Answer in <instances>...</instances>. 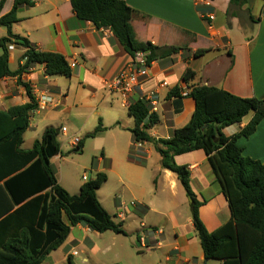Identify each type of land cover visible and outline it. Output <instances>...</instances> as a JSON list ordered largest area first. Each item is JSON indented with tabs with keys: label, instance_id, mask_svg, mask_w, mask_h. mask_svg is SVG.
Here are the masks:
<instances>
[{
	"label": "crops",
	"instance_id": "0c3cea01",
	"mask_svg": "<svg viewBox=\"0 0 264 264\" xmlns=\"http://www.w3.org/2000/svg\"><path fill=\"white\" fill-rule=\"evenodd\" d=\"M122 1L133 10L130 19L138 40L151 42L159 47H180L178 53L165 58L159 56L152 62L149 79L142 87V94L158 92L159 118L148 130L153 140L170 139L174 132L185 126L193 116L195 102L189 96L182 97V109L175 113L173 100L168 98V94L176 87L189 93L190 87L207 85L226 90L237 97L264 100V0H247L243 5L239 4L240 1L230 3L231 0ZM13 5L14 0H5L1 16L8 14ZM203 13L213 15L214 21L210 22L208 18H204ZM18 17L20 19L16 24H19L23 33L18 32L15 24V34L29 40L38 50L63 55L69 65L76 63L74 68H70V78L46 77L43 64L31 67L22 75V82L28 84L32 90L39 87L54 97L58 106L52 108V111L56 112L62 108L61 113L78 120L82 117L87 119L102 115L100 108L113 104L114 101L120 105L118 99L106 89L105 82L116 78L131 63L133 57L124 50L111 31L97 30L91 22L79 20L73 12L70 0H33L32 7L19 8ZM210 24L211 29L208 27ZM14 46L13 50L8 51L10 66L14 62L13 52L16 49L21 52L19 66L24 65L25 62L21 61V58L25 49L18 44ZM197 50H204V53L195 57ZM188 69L192 70L195 76L189 83H185L183 74ZM164 82L168 83V87H161ZM25 90L16 78L2 79L0 110L28 103L29 98ZM140 94L136 93L134 100L137 101ZM83 112L87 113V117ZM252 118L253 113L241 123L225 127L224 135L230 138L236 136ZM131 129L128 148L135 150L133 157L137 167L133 166L131 169L135 174V182L143 174V168L155 158L158 164L157 186L161 187V192L180 189L181 183L176 174L161 168V157L154 143H144L142 147L136 148ZM237 145L243 148L245 156L264 162V120L259 123L254 134L240 137ZM175 161L190 171L191 190L195 199L203 203L199 207V217L209 232H215L230 220L231 210L206 153L196 150L180 154L175 156ZM192 203L193 200L190 201L191 213ZM137 204L130 210L133 209L143 217L150 212H158L146 200L141 199ZM172 204L178 207L177 203ZM158 213L165 222L160 228L154 226L152 230L145 231L148 248L153 245H156L157 250L168 248L165 259L167 264L212 263L213 260L206 261L203 249H198L200 242L198 236L193 235L196 231L192 217L187 218L186 224L182 225L174 211L170 210L167 214L160 211ZM141 226L146 228L143 223ZM81 227L83 225L72 227L71 233L74 228ZM85 231L89 232L90 229ZM96 233V236L101 238L103 233ZM158 238L161 241H158ZM83 240L82 238L81 242ZM65 243L47 256L43 264H63L65 261L68 263L69 256H72L73 262L74 257L78 255H72L76 251L75 247L67 251L62 258L55 255L64 248ZM92 249L99 251L96 242L93 243ZM217 263L222 264L220 260Z\"/></svg>",
	"mask_w": 264,
	"mask_h": 264
},
{
	"label": "trees",
	"instance_id": "16d2710c",
	"mask_svg": "<svg viewBox=\"0 0 264 264\" xmlns=\"http://www.w3.org/2000/svg\"><path fill=\"white\" fill-rule=\"evenodd\" d=\"M240 1L243 5L247 0ZM5 0L0 1V28L7 37L0 41V81L16 78L24 87L29 102L0 110V264H43L47 256L67 240L72 227L86 226L99 233L125 234L122 223H116L101 205L97 191L107 180L104 173L80 186L71 195L60 185L51 162L61 152L57 138L59 129L49 127L42 140H36L29 150L21 148L23 137L30 127L29 114L36 109L32 88L22 82V75L37 64L45 66V76L70 78L72 70L67 59L59 53L38 50L29 40L13 32L19 22V8L33 6V0H14L12 10L1 16ZM73 12L81 21H89L97 30H109L134 57L149 52L148 61L159 56L169 57L180 47H159L138 40L130 19L133 10L122 0H70ZM25 49L21 58L25 64L10 69L7 44ZM204 50H197L199 57ZM195 74L188 69L185 83ZM187 96L195 102V111L185 126L178 128L167 140H153L148 134L158 114H150L148 106L135 101L128 109L134 119L131 129L135 143H154L161 157V168L176 174L186 195L192 198V221L206 261L220 260L222 264H264V162L245 156L239 147L240 137H249L264 120V100L241 98L231 92L207 85L190 87ZM183 88H174L168 98L174 111L182 109ZM253 118L239 134L230 138L223 129L239 124L249 114ZM144 124V125H143ZM103 130L101 123L94 136ZM83 141L74 150H80ZM133 150V149H132ZM203 150L226 197L231 218L215 232H209L199 217L203 204L195 199L190 183V171L176 163L175 156ZM134 153V152H133ZM68 257V264H74Z\"/></svg>",
	"mask_w": 264,
	"mask_h": 264
},
{
	"label": "rangeland",
	"instance_id": "374dc122",
	"mask_svg": "<svg viewBox=\"0 0 264 264\" xmlns=\"http://www.w3.org/2000/svg\"><path fill=\"white\" fill-rule=\"evenodd\" d=\"M19 15L23 19L22 14ZM14 27H17L20 34L23 33L20 31L19 24ZM7 35V30L0 28V41ZM1 53L0 49V55ZM20 54L19 49L13 52L14 62L10 66L11 70L19 66ZM61 109L56 112L51 109L41 110L34 114L30 127L23 137L21 148L31 149L36 140H42L47 128L59 129L57 140L60 143L61 152L58 157L52 159L51 165L60 185L69 194L77 195L80 186L84 183L94 181L98 173L106 174L107 180L98 189L97 197L113 221L123 224L125 234L107 231L98 238L96 232L91 230L86 232V226L80 229L74 228L64 248L55 255L62 258L67 251L75 247L78 252L73 259L75 264H167L165 259L166 253L169 252L168 248L157 250L156 245L144 248L140 241L143 239L146 242L145 231L152 230L154 226L160 228L164 225L165 221L158 213L159 211L167 214L172 210L180 224H186V219L191 217V211L190 199L186 197L183 187L180 185V189L174 192H161V187L157 186L158 164L155 158L149 161L146 168H143V174L135 182V174L131 171L133 166L137 167L133 157L135 150L128 148L129 129L135 126V122L129 116L128 109L120 107L116 101L101 107L102 115L87 117V113L83 112L87 119L82 117L74 120L61 113ZM99 122L103 130L94 136ZM63 127L68 131L66 136L62 131ZM74 135L83 141V147L80 150H74L76 147H72L67 142V139ZM84 175L87 176L88 181L83 179ZM141 199L150 202L158 212H150L143 217L132 209L130 211L132 213H129L124 221L117 218L120 205L132 202L137 204ZM174 202L178 204L177 208L172 204ZM142 223L146 226L145 229L141 226ZM193 235L198 236L197 232ZM82 238L84 240L81 242ZM158 241H161L160 238ZM95 242L98 244L99 251L92 249ZM107 247L110 249L108 250ZM198 249L202 251L200 244ZM83 259L87 261L84 262ZM211 262L210 264H218V260ZM63 264L68 263L65 261Z\"/></svg>",
	"mask_w": 264,
	"mask_h": 264
},
{
	"label": "built area",
	"instance_id": "2783aa9c",
	"mask_svg": "<svg viewBox=\"0 0 264 264\" xmlns=\"http://www.w3.org/2000/svg\"><path fill=\"white\" fill-rule=\"evenodd\" d=\"M201 0H196L199 2ZM204 18H208L210 22L214 21L215 17L210 15L209 13H203ZM212 24L208 25L209 29L212 28ZM14 43L7 44L8 51L14 49ZM149 52H140L136 53V55L132 58L131 63L123 69L116 78L106 81L105 87L110 92L111 95L115 96L122 108L129 109L131 105L136 101L134 100V95L137 93H141L137 101H142L146 103L149 109L150 114L157 113L159 111V99H158V92L150 91L147 94H142V87L146 81L149 79V70L152 65V62L149 63L148 61ZM70 68H74L76 63H70ZM161 87H168V83L164 82L161 84ZM189 93L187 91L182 92V96L186 97ZM32 96L34 98V103L36 105V109L32 110L29 114V120L33 118L34 114L39 111H46L57 107V103L54 97L47 91H43L39 87H34L32 90ZM136 101V102H137ZM144 125V124H143ZM63 133L65 136L67 135L68 131L65 127L62 128ZM68 144L72 147H77L81 139L76 135L69 137L67 139ZM136 148L142 147L144 143H135ZM85 181H88L86 175L83 176ZM136 203H130L126 205H122L120 211L117 213V218L121 221H124L126 216L131 211V207H135ZM141 246L144 248H148L147 243L145 240L140 241ZM78 254L77 251H74L72 255L76 256Z\"/></svg>",
	"mask_w": 264,
	"mask_h": 264
},
{
	"label": "water",
	"instance_id": "95a60500",
	"mask_svg": "<svg viewBox=\"0 0 264 264\" xmlns=\"http://www.w3.org/2000/svg\"><path fill=\"white\" fill-rule=\"evenodd\" d=\"M190 199V201L192 200V198H189Z\"/></svg>",
	"mask_w": 264,
	"mask_h": 264
}]
</instances>
